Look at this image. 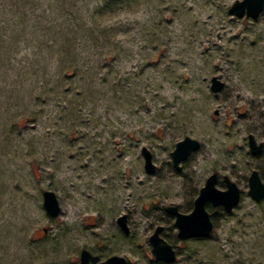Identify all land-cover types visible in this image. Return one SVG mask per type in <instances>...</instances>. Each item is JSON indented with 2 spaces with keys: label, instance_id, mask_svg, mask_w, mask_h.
I'll return each instance as SVG.
<instances>
[{
  "label": "rangeland",
  "instance_id": "rangeland-1",
  "mask_svg": "<svg viewBox=\"0 0 264 264\" xmlns=\"http://www.w3.org/2000/svg\"><path fill=\"white\" fill-rule=\"evenodd\" d=\"M17 1L0 0L14 54L0 67V264H80L83 248L98 261L168 264L150 251L157 225L176 250L170 264H264V244L253 249L264 202L247 190L253 170L264 182V11L235 17L236 0ZM249 134L263 144L255 156ZM186 135L200 148L175 171L170 152ZM213 172L219 189L223 175L237 183L240 203L229 214L207 205L210 238L179 240L165 208L189 213ZM43 190L59 216L44 211Z\"/></svg>",
  "mask_w": 264,
  "mask_h": 264
},
{
  "label": "water",
  "instance_id": "water-1",
  "mask_svg": "<svg viewBox=\"0 0 264 264\" xmlns=\"http://www.w3.org/2000/svg\"><path fill=\"white\" fill-rule=\"evenodd\" d=\"M235 17H245L247 19H257L264 11V0H236L227 10ZM210 90L217 93L223 86V82L217 77L212 76ZM214 113L217 114L215 111ZM247 145L250 153L255 156L261 153L263 149L262 143H257L252 134L248 135ZM200 142L196 139L185 136L182 140L175 143L174 149L170 152V160L175 171H181V163L187 160V157L198 151ZM141 156L144 161V172L153 175L155 173L156 165L153 160V155L150 149L142 146ZM248 179V193L253 201L261 202L264 199V182L260 178L258 170H253L247 177ZM225 188L219 189L217 187V173L213 172L205 179V184L200 187L199 194L193 200V208L189 213H183L176 205H168L165 212L175 217L174 225L177 227L176 237L179 240L206 239L209 238L213 232V221L211 214L207 209V205L222 208L226 214L231 213L235 207L240 203L241 191L237 183L231 180L227 175H223ZM42 207L46 214L55 218L60 215L61 207L55 192L51 190L42 191ZM116 222L124 233L128 234V218L126 214H122L116 218ZM163 230L162 226L157 225L154 232L148 236L147 240L151 246V252L156 261H162L170 264L176 259V250H174L171 243H168L160 233ZM80 264H128L125 257L113 254L102 261H98L99 257L92 254L85 248L79 252Z\"/></svg>",
  "mask_w": 264,
  "mask_h": 264
},
{
  "label": "trees",
  "instance_id": "trees-1",
  "mask_svg": "<svg viewBox=\"0 0 264 264\" xmlns=\"http://www.w3.org/2000/svg\"><path fill=\"white\" fill-rule=\"evenodd\" d=\"M16 2L18 3L19 1L16 0ZM45 31V30H44ZM4 35L3 34H0V67H3V64H6L7 62L10 61V58L11 56H13L14 54L9 50L10 48V45L8 43H6L5 41V36L3 37ZM9 39V37L7 38ZM39 50L41 51L42 50V47H39ZM19 52V51H18ZM58 52V58L61 59V52L60 51H57ZM5 60H7L6 62H4ZM7 68V67H6ZM7 70V69H6ZM47 83V82H46ZM46 85V84H45ZM15 90H18L17 88L13 89L12 91H15ZM6 93H14L12 91H8V90H5ZM10 94V95H11ZM264 202V200H262ZM261 202V204L263 203ZM260 203V202H259ZM263 229H260L259 231H262ZM259 237H262L259 242H256L254 245H256L255 247H253V249H255L256 247H259V246H262L264 244V234L260 235ZM259 237H256V239H259ZM210 238V237H209ZM192 241H199V242H202L204 241V239H193ZM208 254L210 255L211 253H207L205 254L206 255V258L208 257ZM252 262V261H249V263ZM185 264H197L196 262H194L193 260H186V263Z\"/></svg>",
  "mask_w": 264,
  "mask_h": 264
}]
</instances>
